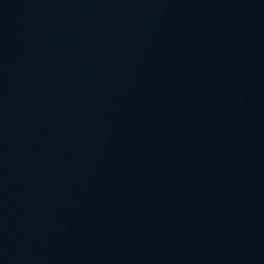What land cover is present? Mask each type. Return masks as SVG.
<instances>
[{
  "label": "water",
  "instance_id": "1",
  "mask_svg": "<svg viewBox=\"0 0 264 264\" xmlns=\"http://www.w3.org/2000/svg\"><path fill=\"white\" fill-rule=\"evenodd\" d=\"M0 264H264V0H0Z\"/></svg>",
  "mask_w": 264,
  "mask_h": 264
}]
</instances>
